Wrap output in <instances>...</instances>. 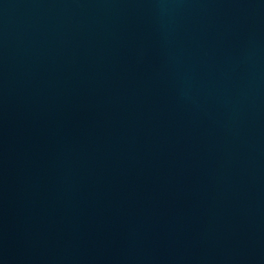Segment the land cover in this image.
Returning <instances> with one entry per match:
<instances>
[{
    "label": "water",
    "instance_id": "obj_1",
    "mask_svg": "<svg viewBox=\"0 0 264 264\" xmlns=\"http://www.w3.org/2000/svg\"><path fill=\"white\" fill-rule=\"evenodd\" d=\"M0 264H264V0H0Z\"/></svg>",
    "mask_w": 264,
    "mask_h": 264
}]
</instances>
